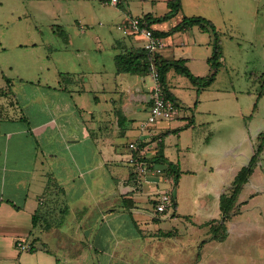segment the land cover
Listing matches in <instances>:
<instances>
[{
	"label": "crops",
	"instance_id": "crops-1",
	"mask_svg": "<svg viewBox=\"0 0 264 264\" xmlns=\"http://www.w3.org/2000/svg\"><path fill=\"white\" fill-rule=\"evenodd\" d=\"M132 16L126 14L118 24ZM150 26L155 32L170 29L156 23ZM121 32L113 44L114 60L118 53L145 48L144 35ZM181 34L191 42L180 57L173 48L174 35H161L164 45L155 53L166 59L196 62L200 50L199 68H189L198 76L210 74L206 72L210 38H197L193 29ZM181 34L175 35L177 39ZM65 69L37 81H9L13 89L0 94V264H190L189 255L197 257L200 242L208 238L204 230L211 227L209 222L221 218V194L228 191L254 152L260 120L254 115L238 130L229 125L233 138L204 136L200 168L188 166V161L184 164L166 146L164 133L176 130L181 149L190 147L189 141H183V129L196 128L199 113L194 109L201 108L210 86L197 91L198 104L193 103L195 98L188 102L180 88L183 79L176 75L181 73L170 69L165 87L180 110L169 121L149 124L142 117L146 112L149 118L153 102L152 72L139 75L116 69L111 76L100 71L92 79L86 73L76 75ZM147 76L153 81L148 83ZM187 117L189 124L182 121ZM156 137H161L162 148ZM249 141L253 152L247 159L242 148ZM137 152L157 164L169 166L172 162L179 172L178 184L166 186L176 177V170L162 174L137 171L129 163V157ZM158 153L166 161L157 162ZM263 159L264 151L240 194V201H246L242 211L226 222L227 228L231 223L238 228L250 222L253 228L245 233L264 231V205H249L264 192ZM187 174L198 177L196 185L201 192L195 199V215L182 210L178 201ZM172 189L174 210L157 212L159 195ZM229 237L210 239L201 251L215 240ZM18 241L28 248L22 249ZM203 257L201 253L198 264Z\"/></svg>",
	"mask_w": 264,
	"mask_h": 264
},
{
	"label": "rangeland",
	"instance_id": "rangeland-1",
	"mask_svg": "<svg viewBox=\"0 0 264 264\" xmlns=\"http://www.w3.org/2000/svg\"><path fill=\"white\" fill-rule=\"evenodd\" d=\"M119 1L115 4L111 0H0V94L13 89L9 81L15 84L21 79L37 81L47 75L52 77L59 68L73 70L76 75L86 73L92 79L99 76L96 73L100 71L106 76L115 74L113 44L122 36L118 22L128 13L133 16L151 13L156 18L170 11L168 0ZM181 3L180 11L167 20L155 22L157 27L171 29L184 15L206 17L217 29L223 51L217 78L207 88L201 108L194 109L195 114L199 113L196 128L183 129V141H189L190 147L185 145L181 149L176 130L166 132V146H170L172 154L180 157L184 164L188 161V166L200 168L204 136L233 138L229 125L238 130L254 115L260 120L259 131L264 130V91L260 95L264 78V0H181ZM78 21L85 25L86 31H82ZM161 22L164 24H159ZM188 29H193L197 38L200 35L210 38L207 46L212 55L213 33L195 24L169 34L174 35L176 41L173 47L176 56L180 57L190 47L191 39L181 34ZM178 34L183 37L177 39L175 35ZM197 53L196 62L190 58L186 60L188 67L199 68L202 52ZM208 68L206 72L211 73L210 63ZM176 75L183 79L180 88L184 99L191 102L195 98L193 103L198 104L201 98L197 86L187 76ZM152 81V76H147V82ZM90 99L94 106L95 99L92 96ZM143 114L142 118L148 119V114ZM182 121L189 124L190 118ZM242 150L248 154V159L253 152L251 142ZM173 177L167 187L178 184ZM198 177L194 174L184 176L178 193L182 210L193 215L197 212L195 199L201 196L196 185ZM249 205H264V192ZM173 207L170 209L174 210ZM246 223L238 228L231 223L227 228L229 239L206 245L199 264H264V231L254 229L245 233L246 229L253 228L250 222ZM204 231L205 237L212 235L210 226ZM193 256L188 257L190 264L197 262V257Z\"/></svg>",
	"mask_w": 264,
	"mask_h": 264
},
{
	"label": "trees",
	"instance_id": "trees-1",
	"mask_svg": "<svg viewBox=\"0 0 264 264\" xmlns=\"http://www.w3.org/2000/svg\"><path fill=\"white\" fill-rule=\"evenodd\" d=\"M168 7L170 11L161 17H153L151 13L144 15V20L147 24H152L157 21H163L171 18L177 14L181 7V0H168ZM195 24L200 25L203 29L211 31L213 33V53L209 57V63L211 65V73L207 76L195 75L191 69L186 65V59H166L158 53H151L145 48L137 51H124L118 53L115 56V64L118 72H127L131 74L146 75L154 70H157L160 79L164 85H166L167 73L170 69H175L177 72L187 76L194 85L197 86V91L209 86L216 79L219 68L222 65L221 59L223 57L222 46L220 42V36L215 28L213 22L203 16H187L185 15L181 22L173 26L168 31H157L156 34L167 36L173 31L187 29ZM60 30L61 27L59 26ZM263 89L260 95L264 91V78H263ZM168 92V91H167ZM168 95L172 97V94L168 92ZM262 96V95H261ZM173 98V97H172ZM257 103L254 105V111ZM166 134V133H164ZM258 142L254 148V152L250 157L247 164L241 167V169L236 174L231 186L228 191L223 192L220 196V209L221 218L217 221H210L212 229V235L199 244V250L197 254V262L192 264H198L201 258V247L202 245L210 239L224 240L228 236L226 222L230 220L233 216L238 215L242 211V206L246 201H240V194L245 186V184L250 180L251 176L254 174L256 168L260 165L262 160V153L264 151V130L259 132L257 135ZM161 145V144H160ZM157 162H164L162 153H158L156 156ZM170 169L176 170V180L179 179V172L175 165L170 162ZM1 202V201H0Z\"/></svg>",
	"mask_w": 264,
	"mask_h": 264
},
{
	"label": "built area",
	"instance_id": "built-area-1",
	"mask_svg": "<svg viewBox=\"0 0 264 264\" xmlns=\"http://www.w3.org/2000/svg\"><path fill=\"white\" fill-rule=\"evenodd\" d=\"M113 3L117 0H112ZM118 29L124 32L138 33L144 35L146 38L145 49L151 53H155L160 47L164 45V38L161 35L156 34L155 30L146 23L144 16H132L127 22L118 24ZM154 78L153 87V102L150 109V115L148 118V123H155L158 120H169L176 116L177 112L180 110V106L176 100L168 95L165 85L160 79V75L157 70L152 72ZM157 141L161 140V137H156ZM134 151L137 146H133ZM129 163L136 167L137 171L141 173H170L171 170L169 166H164L162 164H157L155 161L146 159L144 155L140 153H133L129 157ZM169 178V177H168ZM174 189L172 191H164L159 195L155 203V210L157 212H164L170 209L174 204ZM18 245L22 249L28 248L26 243L18 241Z\"/></svg>",
	"mask_w": 264,
	"mask_h": 264
},
{
	"label": "flooded vegetation",
	"instance_id": "flooded-vegetation-1",
	"mask_svg": "<svg viewBox=\"0 0 264 264\" xmlns=\"http://www.w3.org/2000/svg\"><path fill=\"white\" fill-rule=\"evenodd\" d=\"M262 161V160H261Z\"/></svg>",
	"mask_w": 264,
	"mask_h": 264
}]
</instances>
